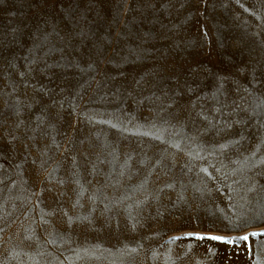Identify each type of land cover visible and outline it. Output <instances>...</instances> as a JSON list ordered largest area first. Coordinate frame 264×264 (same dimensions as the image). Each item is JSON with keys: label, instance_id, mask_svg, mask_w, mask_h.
I'll return each instance as SVG.
<instances>
[{"label": "rangeland", "instance_id": "374dc122", "mask_svg": "<svg viewBox=\"0 0 264 264\" xmlns=\"http://www.w3.org/2000/svg\"><path fill=\"white\" fill-rule=\"evenodd\" d=\"M0 264H264V0H0Z\"/></svg>", "mask_w": 264, "mask_h": 264}, {"label": "snow or ice", "instance_id": "6c2138e0", "mask_svg": "<svg viewBox=\"0 0 264 264\" xmlns=\"http://www.w3.org/2000/svg\"><path fill=\"white\" fill-rule=\"evenodd\" d=\"M213 239H218L217 237H213Z\"/></svg>", "mask_w": 264, "mask_h": 264}]
</instances>
